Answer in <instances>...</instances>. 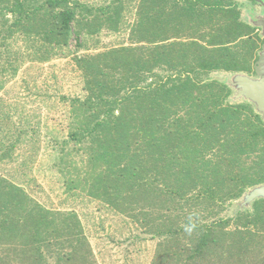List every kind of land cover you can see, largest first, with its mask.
<instances>
[{"label":"trees","instance_id":"16d2710c","mask_svg":"<svg viewBox=\"0 0 264 264\" xmlns=\"http://www.w3.org/2000/svg\"><path fill=\"white\" fill-rule=\"evenodd\" d=\"M132 1L0 0V90L74 36L89 50L85 38L127 33L76 59L85 95L70 99L54 162L66 191L138 221L158 239L151 264H264V198L225 215L264 184V116L211 76L256 73L264 39L240 0H137L129 22ZM0 264L99 263L75 210L46 208L0 175Z\"/></svg>","mask_w":264,"mask_h":264},{"label":"rangeland","instance_id":"374dc122","mask_svg":"<svg viewBox=\"0 0 264 264\" xmlns=\"http://www.w3.org/2000/svg\"><path fill=\"white\" fill-rule=\"evenodd\" d=\"M81 1L98 6L110 0ZM260 1L262 4L240 0V4L243 20L256 26L264 39V26L257 23L264 20V0ZM135 4L137 0L127 6L129 22L135 19V14H131ZM76 39L72 37L70 46L47 62L26 60L16 76L0 90V175L23 186L46 208L75 210L99 264H151L158 239L151 238L138 221L87 194L66 191L63 178L54 165L58 154L56 139L67 137L70 99L85 95L84 77L76 59L127 43L128 35L123 31L103 32L98 35V46L96 37L85 38L89 50L77 48L79 40ZM22 44V40H17L14 46L19 48ZM237 75L254 80L260 78L257 73L243 72H215L211 76L232 87L230 101L249 102L257 109L256 104L233 84ZM253 189L232 201L225 215L234 216L250 208Z\"/></svg>","mask_w":264,"mask_h":264},{"label":"water","instance_id":"95a60500","mask_svg":"<svg viewBox=\"0 0 264 264\" xmlns=\"http://www.w3.org/2000/svg\"><path fill=\"white\" fill-rule=\"evenodd\" d=\"M257 23L264 26V20ZM255 72L260 76L259 79L254 80L247 76L237 75L233 84L240 88L241 94L256 104L257 111L264 116V45L255 64ZM256 198H264V184L253 189L250 202Z\"/></svg>","mask_w":264,"mask_h":264},{"label":"clouds","instance_id":"9594fccd","mask_svg":"<svg viewBox=\"0 0 264 264\" xmlns=\"http://www.w3.org/2000/svg\"><path fill=\"white\" fill-rule=\"evenodd\" d=\"M185 233L192 235L200 228L199 219L196 214H191L186 218V221L182 225Z\"/></svg>","mask_w":264,"mask_h":264}]
</instances>
